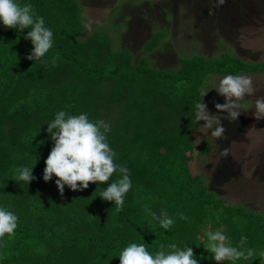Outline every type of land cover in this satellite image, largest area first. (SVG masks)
Segmentation results:
<instances>
[{"label": "trees", "instance_id": "1", "mask_svg": "<svg viewBox=\"0 0 264 264\" xmlns=\"http://www.w3.org/2000/svg\"><path fill=\"white\" fill-rule=\"evenodd\" d=\"M31 4L53 32V46L39 60L22 32L0 22V207L18 217L15 234L0 241V264H119L130 243L192 247L199 264H216L205 249L206 231H222L232 246L251 249L249 259L220 264H264V215L232 205L211 192L194 169L213 147H198L195 105L204 102L212 76L264 75V63H249L230 53L217 58H180L178 70L152 68L146 57L137 64L127 50L95 31L86 39L78 0H17ZM157 33L144 52L157 50ZM55 60V63H53ZM207 92L203 97L202 93ZM86 113L111 126L107 142L117 165L127 167L132 182L123 210L99 197L117 181L90 183L83 191L65 186L63 196L43 170L53 142L47 132L56 113ZM35 165V166H34ZM34 166L36 180L16 181V169ZM166 211L174 223L160 227L147 210ZM187 219H181L180 214Z\"/></svg>", "mask_w": 264, "mask_h": 264}, {"label": "rangeland", "instance_id": "2", "mask_svg": "<svg viewBox=\"0 0 264 264\" xmlns=\"http://www.w3.org/2000/svg\"><path fill=\"white\" fill-rule=\"evenodd\" d=\"M86 30L107 34L116 50H127L137 64L146 57L152 68L178 70L180 58L195 55L217 58L225 53L249 63H264V0H226L214 8L215 0H78ZM214 8V15L209 9ZM157 33L165 36L157 50L148 54L145 45ZM257 92L240 101L238 120H221L227 140H217L205 127L197 134L198 147L212 152L195 167L211 192L232 205L264 215V119L254 117L255 100L264 96V75H250ZM225 76H212L205 87L209 112L225 98L215 90ZM230 148V155H220Z\"/></svg>", "mask_w": 264, "mask_h": 264}, {"label": "clouds", "instance_id": "3", "mask_svg": "<svg viewBox=\"0 0 264 264\" xmlns=\"http://www.w3.org/2000/svg\"><path fill=\"white\" fill-rule=\"evenodd\" d=\"M225 2L226 0H215L214 8L222 7ZM214 8L209 9L210 15L215 14ZM0 22L6 28L21 32L31 28L25 37L33 45L32 52L26 56L28 60L41 59L53 46L52 30L45 26L43 17L34 15L31 4L21 6L17 0H0ZM215 90L225 98V102L216 103L214 106L217 112L227 115L220 118L210 114L207 105L202 101L195 105L196 118L204 121V127L211 130V136L217 140H227V129L221 120H228L230 123L237 121L242 113L240 101L247 96H253L257 89L251 76L227 75L219 81ZM206 94L207 92H203V97ZM254 117L256 120L264 119V96H257L255 100ZM47 125L53 146L44 161L43 180L48 182L55 176L56 187L63 196L65 186L72 191H83L90 183L109 182L113 174L118 171L121 177L108 184L100 192L99 197L104 201L114 202L117 211L123 210L124 197L131 189L132 182L127 167L116 164L117 154L107 142V133L110 132L111 126L104 120H89L86 113L69 115L64 111L57 112L55 119ZM220 155L227 158L230 155V148H223ZM34 166L16 169L17 175L14 179L27 184L36 180L33 175ZM147 211L165 230L174 223L166 211H162L159 215L150 209ZM180 218L187 219L182 213ZM17 226L18 217L6 208L0 207V241L6 234L14 235ZM206 236L205 249L213 254L216 264L225 260L235 262L242 258L249 259L254 255L251 249L247 252L241 250L246 237H241L240 247H235L220 230L206 231ZM146 245V243L128 244L118 256L119 264H199L192 247L181 249L173 243L167 246L171 251L166 252L165 246L161 244L160 251L152 254ZM260 255L264 256V252Z\"/></svg>", "mask_w": 264, "mask_h": 264}]
</instances>
